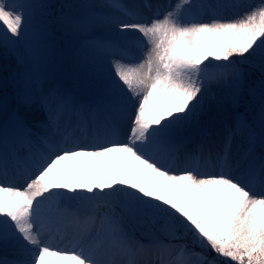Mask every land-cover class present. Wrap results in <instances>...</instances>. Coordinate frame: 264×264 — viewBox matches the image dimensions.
I'll return each mask as SVG.
<instances>
[{
	"label": "snow or ice",
	"instance_id": "6c2138e0",
	"mask_svg": "<svg viewBox=\"0 0 264 264\" xmlns=\"http://www.w3.org/2000/svg\"><path fill=\"white\" fill-rule=\"evenodd\" d=\"M37 7L33 0H0V47L26 41ZM101 7L123 10L127 20L118 23L119 31L139 35L126 43L92 38L95 49L111 56L113 87L87 107L91 119L69 96L52 90L40 98L49 113L44 131L33 132L19 117L0 127V243L13 241L29 256L0 264H51L49 258L70 264H193L192 255L195 264H264V194L254 192L256 185L264 189V159L242 170L240 161L233 163L231 139L239 126L228 131L217 154L219 171L198 172L187 156L182 170L171 168L175 134L200 107L206 84L231 75L238 93L241 62L259 58L264 69V3L235 19L211 22L192 16L193 7H203L193 0H176L163 15L151 16L112 0ZM124 104L131 106L129 133L120 141ZM260 126L264 142V107ZM255 136L249 126L250 144ZM20 149L27 152L23 159ZM21 164L31 166L22 188L7 181L9 167ZM117 206L146 222L147 243L122 227ZM69 226L71 250L54 247ZM189 235L202 252L189 251Z\"/></svg>",
	"mask_w": 264,
	"mask_h": 264
},
{
	"label": "rangeland",
	"instance_id": "374dc122",
	"mask_svg": "<svg viewBox=\"0 0 264 264\" xmlns=\"http://www.w3.org/2000/svg\"><path fill=\"white\" fill-rule=\"evenodd\" d=\"M152 1L153 6L148 7L150 0H112L127 11L139 12L144 16H151L157 11L163 15L176 3V0ZM33 2L41 7L43 5L41 0ZM109 2L110 0H53L56 6L46 20L35 17L41 7L34 9L30 34L26 41L15 47L9 46L8 49L0 47V127L10 124L14 117H19L33 132L44 131L41 126L47 123L49 113L42 107L40 98L43 93L52 90L69 96L73 105L83 107V118L89 119L87 107L94 105L106 89L113 87L110 74L111 56L95 49L91 44L92 38L126 43L128 38L139 35L119 31L118 23L127 20V17L121 9L101 7ZM260 3H264V0H193V5L203 7H193L191 14L195 19L205 22L213 19L229 20L243 15ZM93 20L96 21L94 24ZM38 21L45 25V33L36 25ZM69 22L75 27L69 26ZM131 54L137 58L140 55L136 48L131 49ZM233 60L241 61L242 58L234 57ZM206 63L210 66L217 64L216 61ZM239 67L243 69V80L238 93L232 86L231 75L206 84L200 107L191 120L175 134L176 151L173 154L174 162L171 163L173 172L185 167L186 156L192 157L189 167L198 172L219 171L217 154L221 153L228 131L235 130L237 126L240 131L232 136L230 146L233 163L240 161L242 170L253 161L258 164L264 159L260 126V113L264 107V69L261 68L259 58H249L247 62H241ZM33 109L44 114L39 120L35 119L40 123L38 126L32 125L35 120L31 118L30 111ZM122 110L116 139L126 141L129 133L127 113L131 106L124 104ZM72 119L75 121V117ZM249 126L256 133L252 144L248 140ZM48 133L56 138L54 130L49 129ZM250 148L251 154L246 155ZM26 155L25 149L19 150L20 158L23 159ZM206 159H210L211 163H206ZM116 164H120L119 159ZM15 168L19 167L13 169ZM236 171L233 169L234 175ZM134 179L151 180V177L134 176ZM22 185L26 186V182ZM254 192L258 195L264 194V189L256 185ZM103 210L102 208L101 211ZM116 212L124 217L122 227L147 243L143 235L148 231L146 222H141L139 215L135 218L129 216L119 206L116 207ZM146 220L145 217L144 221ZM72 235L73 230L69 226L62 236H56L53 246L71 250ZM184 242L190 252L203 251L193 243L190 235L185 237ZM7 244L0 243V260L13 261L14 258L2 252ZM25 255L24 259H28V254ZM208 255L215 256V253L209 252ZM49 259L51 264H70L68 261ZM190 259L195 264L198 257L192 255Z\"/></svg>",
	"mask_w": 264,
	"mask_h": 264
},
{
	"label": "bare ground",
	"instance_id": "6f19581e",
	"mask_svg": "<svg viewBox=\"0 0 264 264\" xmlns=\"http://www.w3.org/2000/svg\"><path fill=\"white\" fill-rule=\"evenodd\" d=\"M152 3H153V1L150 0V6H152ZM30 112H31L30 113V116H31V118L33 120H35V119H38L39 120L40 118H42V116L44 117V114L43 113L37 112V110H35V109L31 110ZM65 119H67V118L66 117H62L60 119V123H62V125H63ZM90 119L91 118L89 117V119H87V120H90ZM34 124L36 126L40 125V123L38 121H36V120H35V122L32 125H34ZM77 133H79V131H77ZM14 167H16V166L15 165H11L9 167V170H10V168H14ZM11 174H13V172L12 171H9L8 172V177H10ZM10 180H12V179H10ZM10 180H8V181H10ZM20 180H14L12 184H14L16 187H20V185L18 184V182ZM21 188H22V186H21ZM29 247H31V246H29ZM2 252H4L5 254H8V256L10 258H12V259L14 258L15 260L24 259V257H26L25 254H27V253H24L23 250L20 248V246L18 244H16L15 242H13V241H10L9 244L5 245L2 248Z\"/></svg>",
	"mask_w": 264,
	"mask_h": 264
},
{
	"label": "trees",
	"instance_id": "16d2710c",
	"mask_svg": "<svg viewBox=\"0 0 264 264\" xmlns=\"http://www.w3.org/2000/svg\"><path fill=\"white\" fill-rule=\"evenodd\" d=\"M41 3H43V5L39 9V11L35 13V17L43 18L44 20H46L50 17L48 15H50L51 11L56 6V3L54 4L53 0H52V2H51V0H41ZM50 4H52V5L50 6ZM36 25L37 26L39 25L40 26L39 28L41 29V31L45 33V28H44L45 25H42V23L40 21H38L36 23ZM244 69H245V67H244ZM246 80H248V78ZM249 105H251V104H249ZM251 106H253V105H251Z\"/></svg>",
	"mask_w": 264,
	"mask_h": 264
}]
</instances>
